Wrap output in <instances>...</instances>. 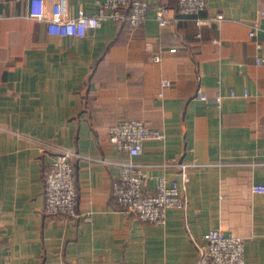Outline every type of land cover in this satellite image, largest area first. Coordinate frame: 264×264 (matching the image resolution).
<instances>
[{
    "label": "crops",
    "instance_id": "obj_1",
    "mask_svg": "<svg viewBox=\"0 0 264 264\" xmlns=\"http://www.w3.org/2000/svg\"><path fill=\"white\" fill-rule=\"evenodd\" d=\"M99 1L67 0L69 15ZM262 10L264 0H207L186 15L169 0V25L151 8L140 25L106 19L73 36L49 33L28 0H0V264H195L194 239L211 229L242 237L246 260L264 264V192L251 188L264 183ZM128 118L164 134L132 157L146 192L179 178L180 164L187 173L186 206L161 223L125 215L112 195L129 155L108 129ZM57 148L77 153L75 217L43 210Z\"/></svg>",
    "mask_w": 264,
    "mask_h": 264
},
{
    "label": "built area",
    "instance_id": "obj_2",
    "mask_svg": "<svg viewBox=\"0 0 264 264\" xmlns=\"http://www.w3.org/2000/svg\"><path fill=\"white\" fill-rule=\"evenodd\" d=\"M169 0H101L93 13L80 10L76 16L69 15L67 0H28L30 17L45 23L49 33L57 35L84 36L89 28L98 27L103 20L111 19L130 26L140 25L148 11L154 9V17L159 26H166L177 20V15H167ZM207 0H176L177 10L186 15L198 14L206 7ZM264 11H261L263 14ZM213 18L221 19L222 14ZM195 22L202 25L206 19L196 17ZM259 24L251 23L248 35L257 38ZM257 46L260 42L257 39ZM264 61L263 57L256 62ZM170 84L169 79H162L161 85ZM159 95L162 91L158 92ZM234 93L231 92V95ZM247 91L244 95H248ZM196 95L204 100L210 98L198 90ZM216 106H220L222 95L212 98ZM160 129L149 127L138 118L117 121L108 129L110 141L129 158L121 162L119 177L113 181L112 195L119 209L125 215L135 214L143 221L161 223L165 220L168 207H185L187 202V173L180 164V176L169 181L164 176L157 178L154 192L145 191L146 172L132 157L143 149V141L147 138H162ZM44 146L47 143L43 142ZM77 153L70 149L57 148L43 174L44 206L46 214L75 217L77 211V188L74 158ZM255 192H264V183H253ZM197 247L195 264H252L244 256L242 237L232 233H223L219 229H211L205 233L203 241L194 239Z\"/></svg>",
    "mask_w": 264,
    "mask_h": 264
}]
</instances>
